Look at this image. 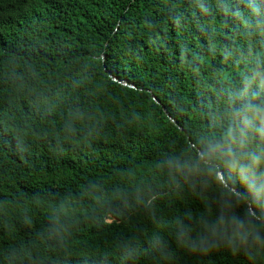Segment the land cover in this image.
Listing matches in <instances>:
<instances>
[{
	"label": "trees",
	"instance_id": "1",
	"mask_svg": "<svg viewBox=\"0 0 264 264\" xmlns=\"http://www.w3.org/2000/svg\"><path fill=\"white\" fill-rule=\"evenodd\" d=\"M0 264H264V0H0Z\"/></svg>",
	"mask_w": 264,
	"mask_h": 264
},
{
	"label": "water",
	"instance_id": "2",
	"mask_svg": "<svg viewBox=\"0 0 264 264\" xmlns=\"http://www.w3.org/2000/svg\"><path fill=\"white\" fill-rule=\"evenodd\" d=\"M220 176H221V174H220ZM251 213H253V210H251ZM254 214V213H253Z\"/></svg>",
	"mask_w": 264,
	"mask_h": 264
}]
</instances>
